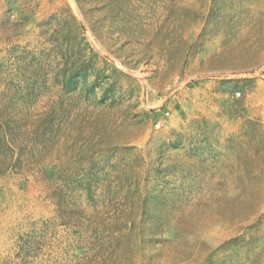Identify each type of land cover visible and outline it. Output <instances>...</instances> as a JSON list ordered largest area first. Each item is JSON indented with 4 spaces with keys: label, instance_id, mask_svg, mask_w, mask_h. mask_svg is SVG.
<instances>
[{
    "label": "rangeland",
    "instance_id": "rangeland-1",
    "mask_svg": "<svg viewBox=\"0 0 264 264\" xmlns=\"http://www.w3.org/2000/svg\"><path fill=\"white\" fill-rule=\"evenodd\" d=\"M0 264H264V0H0Z\"/></svg>",
    "mask_w": 264,
    "mask_h": 264
},
{
    "label": "built area",
    "instance_id": "built-area-1",
    "mask_svg": "<svg viewBox=\"0 0 264 264\" xmlns=\"http://www.w3.org/2000/svg\"><path fill=\"white\" fill-rule=\"evenodd\" d=\"M166 115H168V113H165Z\"/></svg>",
    "mask_w": 264,
    "mask_h": 264
},
{
    "label": "bare ground",
    "instance_id": "bare-ground-1",
    "mask_svg": "<svg viewBox=\"0 0 264 264\" xmlns=\"http://www.w3.org/2000/svg\"><path fill=\"white\" fill-rule=\"evenodd\" d=\"M206 222H207V221H206ZM206 222H205V223H206ZM205 223H204V224H205Z\"/></svg>",
    "mask_w": 264,
    "mask_h": 264
}]
</instances>
